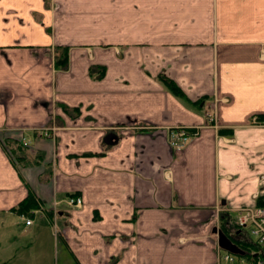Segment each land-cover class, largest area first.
<instances>
[{"label": "crops", "instance_id": "crops-1", "mask_svg": "<svg viewBox=\"0 0 264 264\" xmlns=\"http://www.w3.org/2000/svg\"><path fill=\"white\" fill-rule=\"evenodd\" d=\"M262 116L264 0H0V264H216L217 205L264 200Z\"/></svg>", "mask_w": 264, "mask_h": 264}, {"label": "built area", "instance_id": "built-area-1", "mask_svg": "<svg viewBox=\"0 0 264 264\" xmlns=\"http://www.w3.org/2000/svg\"><path fill=\"white\" fill-rule=\"evenodd\" d=\"M206 124L217 126L218 111L215 107L208 110ZM200 130L201 126L172 127L168 135L172 151L176 154L183 152L189 145L191 137L198 135ZM64 202L71 207L82 206L80 197H70ZM215 213V225L218 228L224 227L232 239L248 243L250 246L249 251L240 256L223 251L217 245L216 264H264V207L254 205L231 211L217 206ZM31 222L29 220L27 224L30 225Z\"/></svg>", "mask_w": 264, "mask_h": 264}, {"label": "trees", "instance_id": "trees-1", "mask_svg": "<svg viewBox=\"0 0 264 264\" xmlns=\"http://www.w3.org/2000/svg\"><path fill=\"white\" fill-rule=\"evenodd\" d=\"M56 66L58 68H65L67 66V53L66 51L62 52L59 57H57L56 61ZM161 80L165 87L171 91L174 95H176L179 98L185 99L186 96L184 92L177 86L175 82L172 80H169L167 77H161ZM260 120L264 121V116L260 117ZM257 205L258 206H263L264 207V200L262 198H259L257 200ZM37 207L36 200L33 196H29L26 200H24L16 209L20 214H25L29 212L30 210L34 209ZM243 249H249L248 245L245 244H239Z\"/></svg>", "mask_w": 264, "mask_h": 264}, {"label": "water", "instance_id": "water-1", "mask_svg": "<svg viewBox=\"0 0 264 264\" xmlns=\"http://www.w3.org/2000/svg\"><path fill=\"white\" fill-rule=\"evenodd\" d=\"M213 232L217 233L218 231L217 229H214ZM218 243L220 247L224 248L225 250H229L233 253H240L239 248L236 245H234L222 231H219V242Z\"/></svg>", "mask_w": 264, "mask_h": 264}]
</instances>
